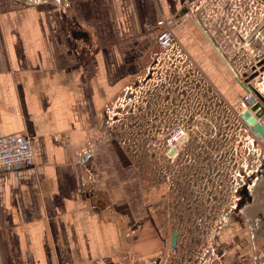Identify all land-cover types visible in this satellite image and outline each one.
Listing matches in <instances>:
<instances>
[{
  "label": "crops",
  "instance_id": "obj_1",
  "mask_svg": "<svg viewBox=\"0 0 264 264\" xmlns=\"http://www.w3.org/2000/svg\"><path fill=\"white\" fill-rule=\"evenodd\" d=\"M161 18L215 91L244 94L196 19L245 83L240 56L189 0H0V137L29 135L36 156L0 172V264H157L166 253L162 195L110 122L112 104L169 63ZM253 200L264 218V198ZM247 216L216 229L215 264H257L261 227Z\"/></svg>",
  "mask_w": 264,
  "mask_h": 264
},
{
  "label": "rangeland",
  "instance_id": "obj_2",
  "mask_svg": "<svg viewBox=\"0 0 264 264\" xmlns=\"http://www.w3.org/2000/svg\"><path fill=\"white\" fill-rule=\"evenodd\" d=\"M225 1L189 0V5L223 47L232 52L239 50L241 64H248L244 79L254 80L258 75V85L264 90V37L256 35L264 24V0H229L226 11L217 9L215 5L223 6ZM216 16L218 21H214ZM256 55L263 58L260 63ZM186 56L183 50L177 57H167L168 64H155L111 106L115 114L110 122L119 140L132 156L137 143L142 176L149 188L162 195L157 208L168 248L158 263L215 264V231L232 214H240L249 215L261 227L255 244L257 264H264V218L252 205L254 198H264L261 139L244 132L237 115L244 94L233 103L226 101L198 65L181 63ZM252 65L258 66L257 73L251 72ZM189 123L203 134L198 142L196 139L183 144V178L165 177L166 167L171 164L163 160L160 128L169 127L170 133L176 134L179 125ZM212 123L217 134L213 143L207 134Z\"/></svg>",
  "mask_w": 264,
  "mask_h": 264
},
{
  "label": "built area",
  "instance_id": "obj_3",
  "mask_svg": "<svg viewBox=\"0 0 264 264\" xmlns=\"http://www.w3.org/2000/svg\"><path fill=\"white\" fill-rule=\"evenodd\" d=\"M189 6L191 7V5ZM158 27H159V31L157 34V43L160 51L166 53V56L168 55L169 59H171L174 55L175 57H177V55H181L183 52V48L177 45V37L175 35L174 30L169 26L168 22L165 19L161 18L160 20H158ZM256 35L260 37H264V24L260 27V30L259 32H257ZM236 52L238 54L239 50H236ZM258 56L259 55H256L257 63H260L263 58L259 57L258 59ZM186 57L187 58H183L182 60H180L182 61L181 63L184 64L188 62L189 56ZM175 62L178 61L175 60ZM245 66L246 68L244 71L245 73H247V71H249L248 64H246ZM257 69H258L257 65L251 66V70H252L251 72L257 73L258 71ZM234 72L235 75L241 79V76L237 74L235 70ZM247 74H245V77ZM245 80H247L245 81V84L247 86L251 85L252 88H250V91L248 92L245 91L243 97L240 99V110L237 111V115L243 122L244 132L251 133L253 137L259 138L258 135L254 132L253 127L244 120L243 114L247 110H250L255 103L260 101V95L264 93V90L262 88V85L261 87L258 85V83L261 82V79L258 78V75L257 78L255 77L254 80H248V79ZM263 119L264 117H261L259 121L262 122ZM177 134L178 132L174 134L172 137H170L169 141L167 142V147L173 146V143L175 142L173 139L177 138L176 137ZM149 145L151 144H148V146ZM154 145L157 146L158 141H156ZM91 155H92L91 151L86 152L81 158L82 162H86L91 157ZM35 159L36 156L34 151V145L32 138L29 135L19 134V135H9L5 137H0V172L7 170H18L24 167L32 166L35 163Z\"/></svg>",
  "mask_w": 264,
  "mask_h": 264
},
{
  "label": "flooded vegetation",
  "instance_id": "obj_4",
  "mask_svg": "<svg viewBox=\"0 0 264 264\" xmlns=\"http://www.w3.org/2000/svg\"><path fill=\"white\" fill-rule=\"evenodd\" d=\"M217 9H220V7L222 9H225V11L230 7V3L229 0H226L223 4V6H217ZM216 12V11H215ZM214 21H218L217 16L214 18ZM203 33V32H202ZM204 34V33H203ZM186 64V63H185ZM185 66V65H184ZM169 94V92L167 93V95ZM189 123L188 125H184L181 124L179 125L176 130L178 131L177 134V138H174L173 140L175 141L173 143V147L172 148H168L167 147V142L169 141L170 137H172L174 134L170 133V128L166 126H163L160 128L161 133H162V138L161 139V152H163V160L166 163H169L171 165L166 167V171L164 172V176L165 177H175L177 176V178L181 177L183 178V167H184V158L185 155L183 154V144H188L191 140V142L195 141L197 139V142L199 141V139L201 138V135L203 134L202 131L199 130V132H196L192 127H190ZM211 126H209V133L207 132L208 136H209V141L211 143L215 142V138H216V125L215 123H212ZM213 129V133L211 132ZM226 138L224 139V142L227 143V137L228 134L225 135ZM196 137V138H194ZM199 137V138H198ZM211 137H213L212 141H211ZM135 142V141H134ZM209 142V143H210ZM135 149H134V155L136 156L137 159L141 158V155L139 156L138 150L136 149L137 147V143H134ZM213 146V145H212ZM173 167H175L176 170L173 169ZM177 174H176V173Z\"/></svg>",
  "mask_w": 264,
  "mask_h": 264
},
{
  "label": "water",
  "instance_id": "obj_5",
  "mask_svg": "<svg viewBox=\"0 0 264 264\" xmlns=\"http://www.w3.org/2000/svg\"><path fill=\"white\" fill-rule=\"evenodd\" d=\"M196 21L198 22V24L201 27V30L203 31V33L205 34L206 38L208 39V41L210 42V44L212 45V47L214 48V50L217 52V54L220 56V58L222 59V61L224 62V64L227 66V68L232 72V74L235 75V72L232 68V66L230 65L229 61L226 59V57L224 56V54L220 51L219 47L217 46V44L214 42V40L210 37V35L208 34V32L205 30V28L201 25V23L199 22L198 19H196ZM187 65V64H186ZM236 80L242 85V87L244 88V90L246 92L250 91V88H252V86H247L238 76L235 75ZM261 117H264V96L260 95V101H258L257 103H255L252 108L250 110H247L244 114H243V118L244 120L250 124L253 127L254 132L258 135V137H264V123L259 121V119ZM173 243L176 242V236L173 239Z\"/></svg>",
  "mask_w": 264,
  "mask_h": 264
},
{
  "label": "bare ground",
  "instance_id": "obj_6",
  "mask_svg": "<svg viewBox=\"0 0 264 264\" xmlns=\"http://www.w3.org/2000/svg\"><path fill=\"white\" fill-rule=\"evenodd\" d=\"M234 75V74H233ZM235 76V75H234Z\"/></svg>",
  "mask_w": 264,
  "mask_h": 264
}]
</instances>
